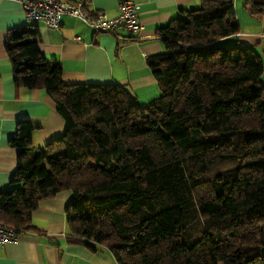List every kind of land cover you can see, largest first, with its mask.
I'll return each mask as SVG.
<instances>
[{"label": "trees", "instance_id": "16d2710c", "mask_svg": "<svg viewBox=\"0 0 264 264\" xmlns=\"http://www.w3.org/2000/svg\"><path fill=\"white\" fill-rule=\"evenodd\" d=\"M245 4L264 14V0ZM240 30L235 0H200L160 27L149 66L161 95L144 105L118 84L64 83L39 27L11 30L16 84L44 89L66 128L36 147V127L18 121L0 220L34 229L40 202L71 190L72 237L118 264H264V63L218 45Z\"/></svg>", "mask_w": 264, "mask_h": 264}, {"label": "crops", "instance_id": "0c3cea01", "mask_svg": "<svg viewBox=\"0 0 264 264\" xmlns=\"http://www.w3.org/2000/svg\"><path fill=\"white\" fill-rule=\"evenodd\" d=\"M134 1L139 5L143 25L137 41L119 39L125 36L122 29L115 33H95L81 19L70 16L63 18L59 28L47 27L43 22L30 23L21 3L0 0V190L10 187L18 167V150L10 144V139L16 135L20 119H28L36 127L32 135L36 147L48 144L66 128L56 103L44 89L16 84L6 46L9 32L25 25H37L40 50L48 59L61 64L64 83L118 84L144 105L161 95L149 66L150 57L164 52L158 29L180 16L182 10L199 7L200 0ZM238 1L235 0V7ZM87 8L115 17L119 0H89ZM245 8L250 11L247 4ZM256 16L263 18L264 14ZM249 29L241 28L239 33L218 42L235 37L237 44L251 46L255 51L264 48V23ZM72 196L71 190H64L42 200L33 212L35 228L24 230L16 242L0 247V264H118L105 246L94 250L72 237L66 214Z\"/></svg>", "mask_w": 264, "mask_h": 264}, {"label": "built area", "instance_id": "2783aa9c", "mask_svg": "<svg viewBox=\"0 0 264 264\" xmlns=\"http://www.w3.org/2000/svg\"><path fill=\"white\" fill-rule=\"evenodd\" d=\"M24 8L28 22H43L47 27L59 28L66 16L81 19L95 33L125 32L119 39L137 41L143 25L140 22L139 5L134 0H119V12L109 17L103 12H91L89 0H16ZM79 39V38H78ZM24 230L0 220V247L16 242Z\"/></svg>", "mask_w": 264, "mask_h": 264}, {"label": "rangeland", "instance_id": "374dc122", "mask_svg": "<svg viewBox=\"0 0 264 264\" xmlns=\"http://www.w3.org/2000/svg\"><path fill=\"white\" fill-rule=\"evenodd\" d=\"M237 19L239 21V23L241 24V28L245 31H249V27H260L262 22L264 23V17L260 18L259 16L256 15H260V14H251L250 11L246 10L245 8V3L244 0H239L237 2ZM254 17V18H253ZM236 38H231L228 40H223L221 42L218 43L219 46H232V45H237V41L235 40ZM256 52H258L261 56V59L264 63V48L261 47L259 48ZM262 81L264 83V73L262 76Z\"/></svg>", "mask_w": 264, "mask_h": 264}]
</instances>
